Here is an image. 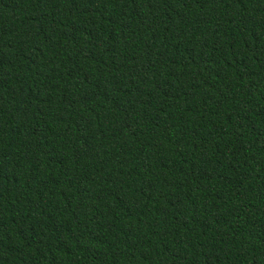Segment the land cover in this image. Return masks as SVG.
<instances>
[{
	"label": "trees",
	"instance_id": "1",
	"mask_svg": "<svg viewBox=\"0 0 264 264\" xmlns=\"http://www.w3.org/2000/svg\"><path fill=\"white\" fill-rule=\"evenodd\" d=\"M0 264H264V0H0Z\"/></svg>",
	"mask_w": 264,
	"mask_h": 264
}]
</instances>
